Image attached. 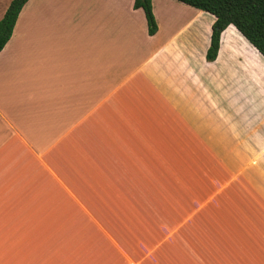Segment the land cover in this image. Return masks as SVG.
<instances>
[{
	"label": "crops",
	"instance_id": "crops-1",
	"mask_svg": "<svg viewBox=\"0 0 264 264\" xmlns=\"http://www.w3.org/2000/svg\"><path fill=\"white\" fill-rule=\"evenodd\" d=\"M133 2L21 8L0 50V264H264V57L229 24L209 61L213 14L151 0L149 34Z\"/></svg>",
	"mask_w": 264,
	"mask_h": 264
},
{
	"label": "trees",
	"instance_id": "trees-1",
	"mask_svg": "<svg viewBox=\"0 0 264 264\" xmlns=\"http://www.w3.org/2000/svg\"><path fill=\"white\" fill-rule=\"evenodd\" d=\"M27 0H11L0 19V50L10 38L17 16ZM214 15L206 59L216 58L221 32L229 25L237 30L264 57V0H178ZM134 8H142L149 34H154L157 24L151 0H134Z\"/></svg>",
	"mask_w": 264,
	"mask_h": 264
},
{
	"label": "rangeland",
	"instance_id": "rangeland-1",
	"mask_svg": "<svg viewBox=\"0 0 264 264\" xmlns=\"http://www.w3.org/2000/svg\"><path fill=\"white\" fill-rule=\"evenodd\" d=\"M8 6V5H7ZM263 76H264V74H263ZM258 82V81H257ZM257 84V83H256ZM259 87H258V89L256 90V93L258 94V92H259V94L260 95H264V80H262V81H260V84L258 85ZM258 91V92H257ZM256 95V94H255Z\"/></svg>",
	"mask_w": 264,
	"mask_h": 264
}]
</instances>
